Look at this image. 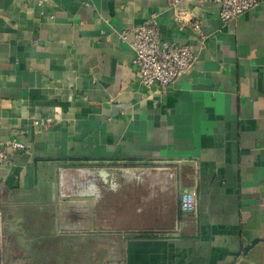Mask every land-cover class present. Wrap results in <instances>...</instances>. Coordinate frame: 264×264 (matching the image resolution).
<instances>
[{"label": "crops", "instance_id": "1", "mask_svg": "<svg viewBox=\"0 0 264 264\" xmlns=\"http://www.w3.org/2000/svg\"><path fill=\"white\" fill-rule=\"evenodd\" d=\"M173 2L0 0V140L24 145L0 190L53 198L65 172L135 168L120 199L73 201L77 231L120 228L106 264H264V0L227 23L217 3ZM152 12L162 40L195 53L166 88L140 84L119 37Z\"/></svg>", "mask_w": 264, "mask_h": 264}, {"label": "rangeland", "instance_id": "2", "mask_svg": "<svg viewBox=\"0 0 264 264\" xmlns=\"http://www.w3.org/2000/svg\"><path fill=\"white\" fill-rule=\"evenodd\" d=\"M121 167L123 170L117 175L118 185L113 186L103 184L98 175L85 172L91 186L79 192L80 195L78 192L69 193L65 197L57 192L51 198L1 190L0 264H106L113 260L116 256L113 252L121 243L120 228H115L114 223L112 227H101L96 232L77 231L73 220L79 213L73 201L83 196L92 197L97 200V205H101L105 200L104 194L112 196V200L120 199V190L128 183L135 190L137 170ZM145 170L155 171L152 168ZM123 173H130V177L123 179ZM166 173L168 177L172 175L170 169ZM66 177L64 180H68ZM81 213L80 218L83 219L84 212Z\"/></svg>", "mask_w": 264, "mask_h": 264}, {"label": "built area", "instance_id": "3", "mask_svg": "<svg viewBox=\"0 0 264 264\" xmlns=\"http://www.w3.org/2000/svg\"><path fill=\"white\" fill-rule=\"evenodd\" d=\"M178 3V0H173ZM201 4L214 2L219 5V18L223 23L237 19L243 12L257 7L262 0H197ZM176 24L183 27V19L176 16ZM193 28L198 30L199 23L193 22ZM122 40H128L134 52L133 64L137 66L139 82L144 87H151L158 83L166 88L177 77L185 73L192 65L195 53L189 45L174 41H165L160 38L158 13L152 12L147 19L137 25L119 33ZM49 116L35 119L33 123L40 125L51 121ZM24 145L16 139L0 140V167L8 160L9 150L22 149ZM82 172H91L102 178L103 184L118 185V172L120 168L104 166H88L78 168ZM68 180H64L65 176ZM66 181V182H65ZM91 181L85 176L74 173H63L59 177L60 195L65 197L69 193L75 194L90 188ZM1 191V190H0ZM179 209L184 212L194 211L196 207V194L194 191L183 190L179 195Z\"/></svg>", "mask_w": 264, "mask_h": 264}, {"label": "water", "instance_id": "4", "mask_svg": "<svg viewBox=\"0 0 264 264\" xmlns=\"http://www.w3.org/2000/svg\"><path fill=\"white\" fill-rule=\"evenodd\" d=\"M249 246H251V245H249ZM248 247H246V249H247Z\"/></svg>", "mask_w": 264, "mask_h": 264}, {"label": "bare ground", "instance_id": "5", "mask_svg": "<svg viewBox=\"0 0 264 264\" xmlns=\"http://www.w3.org/2000/svg\"><path fill=\"white\" fill-rule=\"evenodd\" d=\"M101 179V178H100Z\"/></svg>", "mask_w": 264, "mask_h": 264}]
</instances>
